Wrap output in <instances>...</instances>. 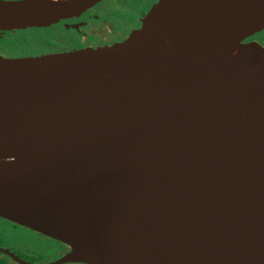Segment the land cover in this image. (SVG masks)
I'll use <instances>...</instances> for the list:
<instances>
[{
	"label": "water",
	"instance_id": "95a60500",
	"mask_svg": "<svg viewBox=\"0 0 264 264\" xmlns=\"http://www.w3.org/2000/svg\"><path fill=\"white\" fill-rule=\"evenodd\" d=\"M99 1L0 0V34ZM262 30L264 0H156L111 44L0 55V218L49 264H264Z\"/></svg>",
	"mask_w": 264,
	"mask_h": 264
},
{
	"label": "flooded vegetation",
	"instance_id": "af4514ba",
	"mask_svg": "<svg viewBox=\"0 0 264 264\" xmlns=\"http://www.w3.org/2000/svg\"><path fill=\"white\" fill-rule=\"evenodd\" d=\"M109 0H100L95 5L90 7L89 9L82 12L77 17L65 18L60 19L58 22L50 24L49 27H30L26 29H14L3 32L0 34V38L12 42L13 44L9 47L12 49V52H9V49L6 47L0 46V55L9 58L15 57H26V56H36L42 54H49L53 52L59 51H68L74 48H81L86 46L92 45H108L113 43L114 41L122 40V37L128 31L137 28L138 25L135 27L130 26L126 30L121 31L118 22H117V14L116 11L113 9L106 10L107 6L103 4ZM104 6V7H103ZM143 16V15H142ZM141 16V17H142ZM140 17V18H141ZM139 18V20H140ZM64 31H72L73 33H78L80 35V42L75 46H70L69 44L66 45L67 47L64 48L63 45H55L49 44L47 48L41 46L39 50H36L33 53H30L29 50L23 51L21 48L30 49L28 46L31 42L29 33L32 34H49V35H56L60 34ZM264 32V30L252 35L247 40H255L261 45L264 46V41L261 40L260 33ZM18 50L15 51V49ZM15 51V52H14ZM17 232H25L28 234H32L36 237L49 240L57 246V252L53 255H50L46 258H32L29 256L33 255H23L19 252L17 244L13 245L8 243L7 241L0 238V248L3 250H7L9 253H12L14 256L18 257L20 260L30 263V264H49L51 262L56 261L64 254L69 252V248L57 242L45 235L40 233L34 232L26 227L17 225L11 221L6 219L0 218V233H9L13 236L17 234ZM17 237V236H16ZM0 264H20L18 261L13 259L9 254H6L0 250ZM63 264H83V263H63Z\"/></svg>",
	"mask_w": 264,
	"mask_h": 264
},
{
	"label": "rangeland",
	"instance_id": "374dc122",
	"mask_svg": "<svg viewBox=\"0 0 264 264\" xmlns=\"http://www.w3.org/2000/svg\"><path fill=\"white\" fill-rule=\"evenodd\" d=\"M155 1L156 0H109L103 5L107 6L106 10L113 9L116 11L117 22L119 26H121L120 30L123 31L130 26L135 27L138 25L139 18L145 14L149 6ZM259 35H261L260 39L264 41V32ZM29 36L31 42L28 46L30 49L21 48V50H29L30 53L39 50L41 46L47 48L49 44H52L53 46L63 45L65 48L68 44L70 46H75L77 42H80V35L78 33H73L72 31H64L56 35L29 33ZM12 44V42L0 38V46L8 48L9 52L13 51L9 48ZM16 50H18V48H16L15 51ZM0 238H3V240L13 245L17 244L16 246L21 254L26 256L33 255L29 256L32 258H46L55 254L58 249L55 243L25 232H17L14 236L9 233H0Z\"/></svg>",
	"mask_w": 264,
	"mask_h": 264
}]
</instances>
